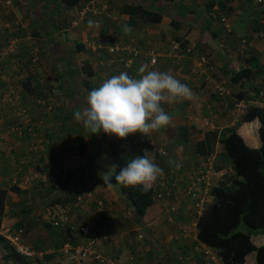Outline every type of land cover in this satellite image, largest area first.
<instances>
[{
    "label": "crops",
    "instance_id": "obj_1",
    "mask_svg": "<svg viewBox=\"0 0 264 264\" xmlns=\"http://www.w3.org/2000/svg\"><path fill=\"white\" fill-rule=\"evenodd\" d=\"M11 1L8 5L6 0H0V68L4 72L0 77V102L3 104V96L7 93L19 97L21 109L28 113L30 119L27 120L24 113L19 114L8 106H0V189L7 190L5 209L0 215V235L6 239V243H0V258L3 257L1 264H59L62 244L74 238L70 230L52 226L50 216L56 211L66 210L72 212V219L83 222L93 216L94 202L98 199L105 201L98 229L105 226L109 232L108 243L103 244V250L107 254H118V264H171V256L176 251L172 241L175 235L173 231L175 227L178 228L176 225L180 228L189 227L191 238L197 237L198 231L197 226L192 225L198 219L190 220L196 212L184 198V172L182 167L177 170L171 162H181L186 167L184 169L188 170L205 157L206 154L200 153L202 150H209L198 146L206 138L207 132L203 114H193L192 106L204 104L208 110L211 101L207 95L216 97L221 100L220 110L224 108L223 113L226 114V117L222 114L218 118L220 126H217V130L235 125L249 146H262L260 121L235 122L228 112L229 103L223 101L227 98L221 97L230 94L219 96L212 85L204 82V78L210 76L217 84L235 92L237 83L232 81L233 74L252 63L253 71H257L253 77L264 83V38L257 35L261 18H264V3L255 4L252 0ZM128 5L142 6L161 15V19L144 21L135 17L136 21L132 23L131 14L125 9ZM89 19L104 24L103 28H94L101 31L95 36L98 35L103 41L106 34L112 36L107 31L115 33L114 39L107 43L121 46L122 53L110 52V45H105L102 52H96L97 48L92 49L88 46L90 44H86L89 30H93L88 27ZM125 26L132 31L126 32ZM243 39L248 42L246 51L242 50ZM178 43L181 45L180 50H173ZM131 44L140 48L130 49H160L162 55L158 66L154 69L147 66V70L168 72L188 85L193 93L191 100L174 104L162 102L163 109L172 116V121L158 130L161 140L158 144L167 145L170 152L169 157L162 158L161 163L162 176L176 184L173 199L155 200L139 223L115 186L108 188L104 181L96 182L94 176L77 180L75 187H72L79 194H84L87 188L92 189L94 195L88 204L78 205L76 198L65 203L66 192L62 187L60 190L51 188V192H57V195L53 196L49 192L48 198H52L46 202L41 197L42 182L50 180L51 176L40 179L41 175L46 174L42 172L50 170L58 181L61 172H76L78 167L82 168L81 161L75 165L70 158L77 157L80 137L86 136L88 130L83 122L74 119V114L88 106L87 96L93 88L121 72L128 73L122 64L127 57L123 46ZM205 56L208 62L201 73L195 75L191 68L193 64L197 65L196 57ZM217 111L218 114L219 108ZM195 123L201 126L196 127ZM15 128H20L22 132L17 133ZM82 129L86 133L80 132ZM99 134L96 138L92 137L97 142L119 139L104 132ZM127 138L121 139L138 140L142 135L135 133ZM207 156L215 157L214 181L216 179V183L224 182L232 186L239 177L223 144L217 141ZM45 184L49 186L50 183ZM13 186H19L24 192L13 191ZM69 192L72 190L69 189ZM170 202L179 208L173 226L164 223L168 220ZM43 213L47 223L60 232L57 244L41 240L38 233L39 230L43 232L42 223L37 227L38 230L34 229L33 223L26 224V219L29 221L31 218H35L34 223L38 224L36 217ZM22 223L30 229L26 228L22 241L24 246L34 250V256L19 255L4 233V226L14 230ZM251 239L257 246L264 245V231L253 234ZM187 242L190 243V240ZM46 245L57 246L58 252L54 250L56 247L39 249ZM180 251L193 250L192 247H185ZM176 254L177 251L172 258L175 259ZM253 254L255 252L248 255L246 264H256Z\"/></svg>",
    "mask_w": 264,
    "mask_h": 264
},
{
    "label": "trees",
    "instance_id": "obj_2",
    "mask_svg": "<svg viewBox=\"0 0 264 264\" xmlns=\"http://www.w3.org/2000/svg\"><path fill=\"white\" fill-rule=\"evenodd\" d=\"M125 9H128V13L131 14L130 21L132 23H135V17H139L144 21H157L161 19V15L155 14L151 10L139 5H128L125 6ZM256 73L257 71H253L251 63V66H244L233 74L232 81L237 83V90L235 92L231 91L232 94L230 96L234 99V104L231 103L232 106H235L236 101L240 99L252 100V95L248 89V82L253 83L255 79L253 76ZM221 97L225 98V96ZM231 104L229 102V106ZM257 119L261 123L259 128L263 141L261 147L255 148L249 146L238 133L237 126L235 125L224 127L221 130L214 129L216 131H206V140L204 139L200 142L201 144H198L199 147L203 146V148L209 149L207 151H199L200 153L206 154L205 156L208 155L217 141L223 144L227 157L232 162V167L239 177L232 186L224 182L216 183V179L214 181L213 178L212 186L209 188V193L203 203L201 213L195 214V217L190 219H198L196 238L201 245L206 244L213 247L219 253L222 264H246L248 255L254 252L256 264H264V245L257 246L251 239L253 234L264 231V106L251 104L248 110L239 118V123L253 122ZM156 142H159L158 138ZM82 145H85V141L83 140L80 141V146ZM108 145L112 152L115 165L117 166L116 174L128 162L137 156L144 155L162 168L161 161L163 156L153 146L148 144L145 136H142L141 139H133L130 141L109 140ZM164 146L167 148V145L164 144ZM80 152L79 154H83L85 160L80 162L83 166L87 163L88 159L85 154L86 151L80 150ZM184 168H186L185 165L182 166L183 172L185 170ZM86 171L87 169L78 167L76 172L68 170L67 172H61L60 176H58V180H62V176H65V180L63 181L64 185L61 186L62 189L68 188L65 191V203L71 202V199L76 198V195L79 194L73 188L77 180L89 178ZM182 173L180 172V174ZM90 177H94V173ZM161 178L158 177L154 185L146 192L142 190V186L124 187L116 184L114 178V186L117 187L126 205L135 213L139 223L142 222L141 220L146 215L150 205L156 200L154 193L157 183ZM166 180L168 182L167 186H169L172 182L167 177ZM72 183H75L74 186ZM11 189L21 194L24 192L19 186H13ZM69 189L72 192L68 193ZM6 195L7 190L1 188L0 215L3 214L5 209ZM96 205L97 201L94 202V209ZM98 217L97 223L99 226L100 214H98ZM241 225L244 226L242 230L239 229ZM100 229H103L104 233L109 235L105 226ZM108 239L105 242L108 243ZM184 240L188 241L189 239L185 237ZM1 242L6 243V239L2 235H0ZM104 252L106 253V251ZM109 255L117 259L116 264L119 263L118 254ZM1 263H3V257L0 258Z\"/></svg>",
    "mask_w": 264,
    "mask_h": 264
},
{
    "label": "clouds",
    "instance_id": "obj_3",
    "mask_svg": "<svg viewBox=\"0 0 264 264\" xmlns=\"http://www.w3.org/2000/svg\"><path fill=\"white\" fill-rule=\"evenodd\" d=\"M252 1L255 4L264 3V1L261 3H258L255 0ZM260 23L262 27L259 31L264 28V18H261ZM88 27L99 29L100 22L89 19ZM125 31L130 33L132 29L125 26ZM179 47L181 48V45ZM161 55L162 51L160 56ZM189 55L190 57L193 56L190 52ZM205 57L207 63L208 58L207 56ZM138 62L139 61L135 62L134 70H128V73L121 72L119 75H115L104 80L99 87L93 88L87 96L88 106L84 108L83 111H76L74 119L77 122H83L85 128L92 134L104 132L109 136L115 135L119 138H127L130 134L135 133H140L142 136L150 137L151 132L158 131L161 128L168 126L172 121V116L165 112L162 107V102L174 104L184 100H191L193 93L188 85L181 83L180 80L168 72L147 70V66L142 65L141 62H139V68L136 69V64ZM195 62H197L196 66L198 72L193 71L195 66L194 64L192 65L191 70L195 73V75H198L201 73V70L204 68L206 63L199 65L200 57H196ZM158 64L149 67H156ZM130 72L132 73V77L129 76ZM204 82L207 85H212L214 89L217 84L214 78L210 76H206L204 78ZM215 92L218 93L216 89ZM0 106L4 108L2 104ZM209 126L208 122H205V127ZM210 130L214 129H206V131ZM104 158H107L106 154ZM171 163L175 164L177 170L182 167L181 163ZM116 167V165H112L110 166V170L108 172L99 173L101 179L108 188L112 187V177L115 176L116 184L124 187L142 186V190L146 192L154 185L158 177L164 174L163 169L147 158L146 155L137 156L128 162L118 174H116V172L114 175L110 174L111 170ZM154 198L158 200L155 195ZM19 227L24 228L23 226ZM24 235L25 229L23 236ZM22 244L25 245L23 241ZM30 250L33 252V255L31 256H34V250L31 248ZM60 259V264H65L66 259L62 256V253H60Z\"/></svg>",
    "mask_w": 264,
    "mask_h": 264
},
{
    "label": "built area",
    "instance_id": "obj_4",
    "mask_svg": "<svg viewBox=\"0 0 264 264\" xmlns=\"http://www.w3.org/2000/svg\"><path fill=\"white\" fill-rule=\"evenodd\" d=\"M258 3L263 2L264 0H255ZM7 4H11L12 1H6ZM263 22V20H262ZM259 37L264 38V28L258 32ZM248 42L246 39H243L242 49L247 47ZM179 44H175L173 49L175 51L179 50ZM121 48L118 46H111L108 48L110 52H118ZM123 51H127V57L123 59L124 68L127 70H134L135 62L139 61L142 65L146 66H155L158 64V58L161 54V51L157 48H150L146 51L142 49H130L123 48ZM191 49L188 50L190 52ZM35 61L36 58H33ZM206 63V57H200L199 65ZM194 72H198L197 66L193 68ZM4 75L3 70L0 68V77ZM132 77V73L130 75ZM210 81V80H209ZM216 91L220 95L231 94V90L226 87L216 84ZM2 104V103H1ZM251 104L264 106V90H259L252 100L240 99L237 100L234 106L235 115L237 118H240L250 107ZM5 108L8 106L13 110H17L19 114L24 113L29 120V115L26 111L21 109V102L19 97H13L11 94H5L3 96V104ZM17 133H21L20 128H15ZM150 133V137L145 136L148 144L153 146L163 158L169 156V149L164 145L157 144L155 137ZM215 157L205 156L198 161L194 166L190 167L188 170L184 171L183 177L185 178V189H184V198L188 201V204H191L193 210L197 213H201L203 203L206 200L208 195L209 188L212 186L213 177L215 174V168L213 161ZM158 181L157 187L155 189V197L159 200L161 199H173V194L176 193V184L172 182L167 186L168 182L165 176ZM84 194H78L76 196V204H88L91 201L92 196L94 195L91 189L87 188ZM191 197V198H189ZM189 198V199H188ZM105 207V201L103 199L97 200V205L93 216L88 222H77L76 219H72V214L70 212L56 211L50 216V223L54 227L61 229H68L72 232L74 240H67L64 242L61 249L62 256L66 259L65 264H116L117 259L112 258L111 255L106 254L102 246L107 240L108 235L104 233L103 229H98V214H100ZM179 209L177 206L170 202L169 216L167 217L170 222H174L177 218ZM98 217V218H97ZM197 220V219H196ZM193 226H197V222L194 220L192 222ZM180 228V227H179ZM6 237L11 241V243L16 247V249L23 255L31 256L33 252L29 247H26L22 244V236L24 234V228L19 227L12 230L8 227H3ZM183 229L184 235L189 236L191 230L189 227L180 228ZM201 256L208 258V261L204 262L205 264H222L221 257L219 253L209 245L202 244L200 246Z\"/></svg>",
    "mask_w": 264,
    "mask_h": 264
},
{
    "label": "rangeland",
    "instance_id": "obj_5",
    "mask_svg": "<svg viewBox=\"0 0 264 264\" xmlns=\"http://www.w3.org/2000/svg\"><path fill=\"white\" fill-rule=\"evenodd\" d=\"M6 1H8V0H6ZM80 23L79 24H76L77 26L76 25L75 26L78 27V25H80ZM103 26H104V24H100V28H103ZM99 32H101V31L95 30L93 28V30L92 29L89 30L90 36L86 38L87 39L86 44L87 43L90 44L88 46L91 47L92 49H93V47L97 48L96 52H102V50H104V48H105L104 47L105 45H110V43H107V42H110L111 39H114V34H115L113 32L107 31V32L111 33L112 36H110V34H106L105 35L106 36V38H105V41L106 42H105L101 38H99L98 35L95 36V33H99ZM101 35H103V33ZM99 45H101V47ZM125 45H128V44H125ZM110 46H114V44H111ZM118 47L121 48V46H118ZM132 47H138V46H135V45H132V44H131V46H123V48H132ZM91 48H89V49H91ZM138 48H140V47H138ZM244 49H245V51L247 50L246 48H244ZM244 49H242V50H244ZM106 53H109V52H106ZM118 53H122V52L119 50L117 52V54ZM111 54H113V53H111ZM113 55H112V57H114ZM21 63H23V62H21ZM139 65H140V63L138 62L136 64V69L139 68ZM152 68L154 69L155 67H152ZM248 83H249V91H250V94L253 97L258 92V90L260 88H263L261 90H264V83L257 81L256 78L253 80V83H251L250 81ZM208 94H210V92H208ZM207 98L211 101V103H210L211 106L208 107V110H207V108H206V106L204 104H197V106H194V105L192 106V108H191L192 109V113L193 114H196V115H198L197 113L203 114L202 115V118H204V120H205V121L203 120V122L204 123L205 122H208V124L210 125L209 127H204L205 129H208V128H210V129H217V126L218 127L220 126L219 123H218V118L221 117V116H223V115L226 117V114L223 113L225 111V109L222 108L220 110L219 104H220L221 100L217 99L216 97L215 98L209 97V95H207ZM226 98L227 99H225L223 101H225L227 104L229 102H230V104L231 103L234 104V99H233L232 96H228ZM199 101L201 102L200 99H199ZM203 107H204V110L202 109ZM229 107H230V109H228V112H230V114L234 118L233 120H235V122H237L239 120V118H237L236 115H235L234 106H232V104H231V106H229ZM218 108H219V113L217 114V112H218L217 109ZM231 109H232V111H231ZM216 114H217V121H216V118H215V115ZM225 123L226 122H224V124ZM195 126L198 127V126H201V125H199V123H195ZM80 132L86 133V131L84 129H82V131H80ZM86 134H87L86 136H84V137L81 136L80 137V140L85 141V145L79 146V150H77V157L78 158L80 157V158L78 159L76 156H74V158H70V159L73 160V162H74L75 165L76 164L78 165V163H76L77 161H85L84 160V157H83V154L79 155V153H81L80 150L86 151L85 154H86V157H87L88 161L82 167H83V169H87V171H86L87 174L88 173H90V174L91 173H94L95 181L96 182H101L103 180L101 179L99 173H101V172H108L110 170V166L115 165V161L113 159V155H112V152H111V150L109 148L108 142H105V141L104 142L103 141L97 142V141H95L92 138L94 136L96 138L100 134H92L90 131H88ZM152 134H153V136L156 139L158 138V140L161 141L159 139V136H158V131H153ZM108 139H110V138H108ZM119 139H121V138H119ZM124 139H128V138H124ZM105 154L107 155V158L106 159L104 158ZM171 158H172V156H171ZM178 163H181V162H178ZM193 163H195V162H193ZM48 168H50V167H48ZM67 171L68 170H66V172ZM63 172H65V171H63ZM115 172H116V168L115 169H112L110 174L114 175ZM50 173H51L50 170H48V171L45 170V171L42 172V174H45V175L44 176L43 175L40 176V179H43L42 177L45 178L47 176H51V179L50 180L48 179L46 181V182L50 183L49 186H47L45 184L46 183L45 181L42 182L43 183V187H42L41 197H43V199H45L46 202H48L52 198V197L51 198H48L49 195H50L49 192L51 194H53V196H56L57 195V192H55V193L54 192H51L50 189L52 188V190H54V189H56V190L59 189L60 190V187L62 185H64L63 184V181L65 180L64 179L65 176L64 177L62 176V178H61L62 180L56 181L54 179V173H51V174ZM90 174H89V178H90ZM114 178H115V176L112 177V183H113V185H114ZM72 184H74V183H72ZM115 188L117 189L116 186H115ZM66 189H64V190L66 191ZM68 193H69V191H68ZM177 208H178V206H177ZM169 214H170V212L168 211V216H169ZM178 214H179V212H178ZM178 214H177V216H178ZM43 215H44V213L42 215H37L36 220L38 221V224H37V222H36V224L34 223L35 222V220H34L35 218H31L30 219L31 222H30V220L28 221L26 219V224L30 225L31 223H33L34 229H35V228H37L39 226V224L42 223L43 224L42 225L43 232L41 233L40 230H39V233H38V234H40L41 240H43L44 242L46 241L49 244H57V241L59 240V233L60 232L54 230L47 223V218H45ZM89 220L90 219H88V220L85 219L83 222H88ZM76 221H78V220L76 219ZM79 222H81V221H79ZM164 223L165 224L167 223L168 225L173 226L172 225L173 223L170 222L169 220H166ZM22 226L25 229V233H26V228H28L27 230H30L27 225H25L26 227L24 226V224ZM176 226L178 228L175 227V229L173 231V233H175V235H174V238H173L172 241H174V246L176 247L175 250L177 251V254H176L177 257H175V259L172 258V256L174 257V254L176 253V251H174V253H173V255L171 256V259H170L171 264H205L204 262L208 261V258H206L205 256H201V253H200V250H199L201 243L198 241V239L196 237H192L191 238L189 236H185L183 229H180L179 228V225H176ZM243 228H244L243 225H241L239 227L240 230H242ZM37 230H38V228H37ZM35 233H36V230H35ZM63 233H65V232H63ZM72 236H73V234H72ZM185 237H187L190 240V243L189 244H187V241L184 240ZM30 238H31V240L33 239L32 237H30ZM181 243H182V245H181ZM44 247L45 248L40 247L39 249H53V248L56 247L54 250L57 251V246H55V245H46ZM185 247H190V248L192 247V250L193 251L181 252L180 249H185ZM169 250L170 249H168V251H167L168 253H169ZM0 255H1V253H0ZM252 256H254V258H255V254H253ZM255 260H256V258H255ZM59 264H60V262H59Z\"/></svg>",
    "mask_w": 264,
    "mask_h": 264
}]
</instances>
